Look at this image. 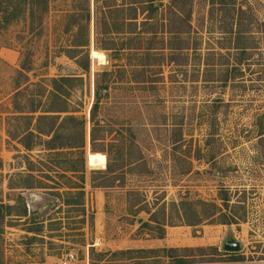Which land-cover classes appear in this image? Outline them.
Here are the masks:
<instances>
[{"label": "rangeland", "instance_id": "374dc122", "mask_svg": "<svg viewBox=\"0 0 264 264\" xmlns=\"http://www.w3.org/2000/svg\"><path fill=\"white\" fill-rule=\"evenodd\" d=\"M138 1L150 0H49L40 27L22 19L0 34V204L12 207L0 217V264H58L69 252L73 264H264V0H154L155 11L137 5L138 26L127 31L139 36L111 35L131 49H96L107 23L119 32L135 14L121 10ZM86 9L91 65L82 74L65 51L83 41L74 31ZM66 76L83 78L70 98L84 120L80 231L82 217L54 189L70 184L55 172L71 177L78 157L26 151L7 133L19 85ZM96 78L109 92L93 125ZM180 199L216 204L221 215L167 226L161 239L141 226ZM56 218L61 225L48 224ZM232 240L239 251H224Z\"/></svg>", "mask_w": 264, "mask_h": 264}, {"label": "trees", "instance_id": "16d2710c", "mask_svg": "<svg viewBox=\"0 0 264 264\" xmlns=\"http://www.w3.org/2000/svg\"><path fill=\"white\" fill-rule=\"evenodd\" d=\"M115 2L117 0H114ZM154 0L150 1H138L129 4V8H123V13L131 11L135 13L130 18H122V28L119 32H114L113 28L107 23L106 31L100 35H106V38L96 42V49L98 50H113L116 53L125 51V49L131 48H119L116 47L114 40L111 38L113 33L122 34L126 37L127 29L138 26L136 15L139 6H148L151 10H157L156 6H153ZM113 7V8H112ZM117 5H111L108 9L116 10ZM49 12V0H0V34L7 30L13 23L22 19L28 20L32 30L34 24L37 23L40 27V22L44 16ZM90 22L89 9L85 10L84 24L78 25L75 36H80L83 41L74 42L65 51V55L68 59L74 62V64L80 69L82 74H88L91 65V58L89 52V39H88V25ZM136 35V36H134ZM139 33H132V36H128V40H132L131 37H137ZM127 39V38H126ZM98 45V47H97ZM116 47V48H112ZM141 49V48H135ZM145 53L151 51L150 48H145ZM25 69L22 67V70ZM20 75L23 73L20 71ZM107 72H103L102 75H106ZM99 78V75H97ZM96 78L94 88L93 104L90 108V121L93 125H97V113L100 108V103L108 95L109 87L103 84ZM83 78L81 76H66L52 78L49 80V84L46 85L43 81L39 83H27L24 86L19 85L17 91L13 95L12 106L14 115L8 118V137L16 140L18 144L26 151H32L40 146V150L47 152L48 154L60 155L64 153V150H69L71 154L78 157V160L71 162L70 172L71 177H66L64 174L55 172L58 178L69 179L70 184H56L58 191L55 192L56 196L63 200V204L71 209H76L80 214V218L77 222L80 228L77 231L83 230L82 225L85 224V192H84V173L86 168L85 152H84V120L77 118L74 115V111L70 110L71 95L75 89L80 88ZM38 90L39 94H35ZM29 105V106H27ZM71 124L72 127L68 125ZM264 131L261 132V135ZM92 135V142H93ZM92 152H96L92 148ZM105 152V151H102ZM140 160H142L140 158ZM40 164L44 162L40 161ZM58 169H61L58 167ZM107 172L111 171L109 165L107 166ZM52 171V170H50ZM63 171V170H62ZM44 177L52 179L48 174H43ZM26 188H33L32 186H25ZM36 188L47 189L48 187L38 186ZM61 190V192H59ZM225 202L228 199H224ZM227 205V204H226ZM161 205L158 207V212L161 213V219H157L155 215L151 214L147 222L140 221L141 226L152 227L157 231V238L161 239L165 233L167 226H175V223L179 225L196 226L206 221L216 222V219L220 217V209L216 204H208L203 201L188 202L183 199L179 201H172L170 203ZM10 205L0 204V217L4 216V212L9 214L11 210ZM19 216L25 217L26 213L23 212ZM177 221V222H174ZM61 223V219H54L48 224ZM220 224H229L228 222H218ZM43 222H40V232L43 228ZM51 226V225H50ZM200 250V248H197ZM174 250H170L172 252ZM123 253V252H121ZM182 263V262H180Z\"/></svg>", "mask_w": 264, "mask_h": 264}, {"label": "water", "instance_id": "95a60500", "mask_svg": "<svg viewBox=\"0 0 264 264\" xmlns=\"http://www.w3.org/2000/svg\"><path fill=\"white\" fill-rule=\"evenodd\" d=\"M223 249L226 252H235V251H239L240 249V245L238 242L235 241H226L223 244Z\"/></svg>", "mask_w": 264, "mask_h": 264}, {"label": "built area", "instance_id": "2783aa9c", "mask_svg": "<svg viewBox=\"0 0 264 264\" xmlns=\"http://www.w3.org/2000/svg\"><path fill=\"white\" fill-rule=\"evenodd\" d=\"M76 261L75 255L71 252L61 256L58 264H73Z\"/></svg>", "mask_w": 264, "mask_h": 264}]
</instances>
